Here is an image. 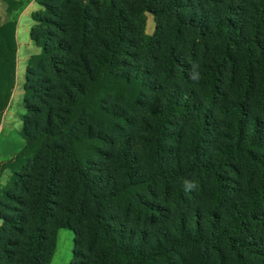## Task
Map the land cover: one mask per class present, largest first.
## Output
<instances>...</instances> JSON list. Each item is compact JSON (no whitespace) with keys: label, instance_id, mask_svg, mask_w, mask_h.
Segmentation results:
<instances>
[{"label":"trees","instance_id":"obj_1","mask_svg":"<svg viewBox=\"0 0 264 264\" xmlns=\"http://www.w3.org/2000/svg\"><path fill=\"white\" fill-rule=\"evenodd\" d=\"M39 5L0 264H49L59 229L69 264H264V0Z\"/></svg>","mask_w":264,"mask_h":264},{"label":"rangeland","instance_id":"obj_2","mask_svg":"<svg viewBox=\"0 0 264 264\" xmlns=\"http://www.w3.org/2000/svg\"><path fill=\"white\" fill-rule=\"evenodd\" d=\"M41 10L39 0H0V165L12 158L24 145L20 135V117L23 114V76L27 59L39 52V49L29 39V30L35 24L31 20V16ZM155 27L156 22L153 15L143 12V33L154 35ZM231 90L225 91L221 99L218 100L219 104L232 97ZM210 112L215 119L213 127L215 133L209 140V145L206 148L207 153L218 141L222 140L218 134L226 131L220 124L223 118L215 106L210 107ZM180 153H182L181 150ZM236 165L239 178L232 176L235 183L231 185L246 187L243 180L246 174V165L243 160H238ZM10 176V170H0V195L1 190L8 188ZM196 203L203 207L204 197L202 194H197ZM72 250L73 233L68 229H59L56 233L55 248L49 264H69L72 259ZM185 262L190 264L189 253L185 254Z\"/></svg>","mask_w":264,"mask_h":264}]
</instances>
